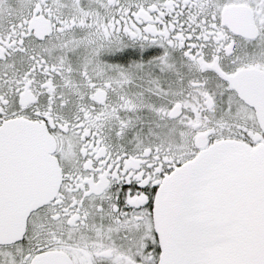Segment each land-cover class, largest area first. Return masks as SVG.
Instances as JSON below:
<instances>
[{"label":"snow or ice","instance_id":"obj_1","mask_svg":"<svg viewBox=\"0 0 264 264\" xmlns=\"http://www.w3.org/2000/svg\"><path fill=\"white\" fill-rule=\"evenodd\" d=\"M0 264H264V0H0Z\"/></svg>","mask_w":264,"mask_h":264}]
</instances>
